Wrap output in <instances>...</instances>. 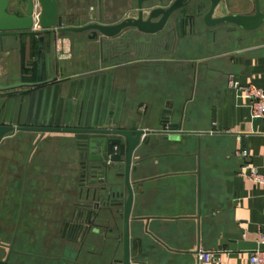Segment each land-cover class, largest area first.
Wrapping results in <instances>:
<instances>
[{"label":"crops","instance_id":"obj_1","mask_svg":"<svg viewBox=\"0 0 264 264\" xmlns=\"http://www.w3.org/2000/svg\"><path fill=\"white\" fill-rule=\"evenodd\" d=\"M131 1L98 0L96 8L94 0H58V10L65 26L92 20L111 24L136 15L137 0L134 5ZM152 1L148 8L168 6L173 0ZM207 2L192 0L177 10L165 29H174V38L148 54L112 58L99 39L90 38V31L56 28L45 39L43 80L49 81L0 90V121L6 114L8 122L14 112L16 124L21 113V125L29 109L28 124L36 110V126L62 127L70 101V126H78L81 109L83 125L96 104L97 126L104 102L102 126L107 128L120 120L122 126L140 121V103V110L151 111L144 127L153 132L135 149L130 172L132 264H197L199 246L214 253L208 264H249L257 229L264 224V185L239 174L245 160L234 153L241 136L250 154L247 162L264 169V120H251L228 88L231 75L264 88V22L254 30L230 23L209 27L203 21ZM260 2L264 10V0ZM254 11V0H221L214 16ZM38 37L22 34L0 40V85L37 81ZM164 107L172 108L175 134L159 132ZM84 137L35 131L6 135L0 144V260L121 264L123 219L117 208L101 200L111 191L122 192L123 179L110 171L105 188L80 186L77 139ZM99 197L103 206L83 243L63 235L65 224L84 210L80 206ZM96 227H101L99 232Z\"/></svg>","mask_w":264,"mask_h":264},{"label":"water","instance_id":"obj_2","mask_svg":"<svg viewBox=\"0 0 264 264\" xmlns=\"http://www.w3.org/2000/svg\"><path fill=\"white\" fill-rule=\"evenodd\" d=\"M12 0H0V40L6 36H19L22 34H39L38 37V58H37V81L22 82L11 85H0V90L11 89L24 85L36 86L44 84L43 80V58L46 34H50L57 30L59 32H84L90 31V38L99 39L101 49L110 57L118 58L121 39H134V45H151L161 50V46L167 44L174 38V29L165 31L169 19L179 9L187 6L192 0H173L168 6L147 7L149 0H137L136 15L126 17L115 23H101L92 20L86 24L65 26L63 18L59 15L58 0H37L39 7V30L33 29V13L35 8V0H27L25 15H18L9 12V5ZM210 5L203 16L204 23L209 27H214L219 24L230 23L245 30H254L260 27L264 22V10L261 7L260 0H254L255 11L252 14L229 13L223 16H214L216 8L221 3V0H209ZM112 94L110 101H112ZM73 101L67 112L65 125L60 126H41L35 125L36 110L32 114V120L28 124L29 109L25 114L23 124H20L21 113L18 114L16 124H14V112L11 113L8 122H6V114L2 116L0 124V141L6 134L13 131H35V132H71L86 135L87 137L78 138L77 144L81 152L84 153L88 160V166L93 174L92 183L103 184L102 188L106 187L108 181V173L115 172L116 177L123 179L124 190L122 192H110L108 202L111 197L116 196L117 211L123 219V257L118 260L121 264H132L130 258V235H129V220L133 205L134 192L130 179V172L133 160V153L140 144L142 137L150 132H153L144 127V120L149 119L150 110H140L144 107V103H140L136 114L141 117V120H132L128 126H122L119 121L116 127H103V112L105 102L102 104V110L99 116V121L96 126L97 104L90 117L89 112L86 113L84 123L82 122V109L79 114L78 126H70L71 109ZM111 105L108 106L105 124L110 121ZM172 108L164 107L159 116V125L164 133L175 134L178 132V124L170 121ZM90 121V122H89ZM42 117L40 118V123ZM112 123H116V113L112 118ZM99 174V179L96 177ZM98 179V180H97ZM97 190L94 192L95 197ZM70 222H67L63 229V235L67 232ZM99 232V229H95ZM10 252L13 247H9ZM0 264H12L9 257L5 260H0Z\"/></svg>","mask_w":264,"mask_h":264},{"label":"built area","instance_id":"obj_3","mask_svg":"<svg viewBox=\"0 0 264 264\" xmlns=\"http://www.w3.org/2000/svg\"><path fill=\"white\" fill-rule=\"evenodd\" d=\"M39 15V7L37 0H35L33 13L34 30H39L41 28L39 24ZM228 88L234 93L236 99H240V106L246 109L248 117L251 120H264V88L258 87L254 84H245L241 79L233 75L229 77ZM238 140L240 145L234 153L245 160V163L239 170V174L248 177L255 183L264 185V169L260 170L257 166L247 162L250 156L249 151L247 147L243 145V138L241 136H239ZM88 169L87 157L84 153H81V174L79 177V184L82 188L91 185ZM256 244L257 246L249 253V264H264V224L260 225L257 229ZM195 255L197 264H208L215 258L213 252L205 250L201 246L197 248Z\"/></svg>","mask_w":264,"mask_h":264},{"label":"flooded vegetation","instance_id":"obj_4","mask_svg":"<svg viewBox=\"0 0 264 264\" xmlns=\"http://www.w3.org/2000/svg\"><path fill=\"white\" fill-rule=\"evenodd\" d=\"M204 4L203 2H199L198 6L202 7ZM131 39H121V43H120V50L118 51V58L119 57H128L131 56L133 53H137L142 55V54H148L151 53L152 51H154V48L157 47H153L151 45H134V39L135 37L131 36ZM2 121H0L1 124ZM7 135V134H6ZM3 136V138L0 141V144L3 142L4 138L6 137ZM89 175H90V180H91V184L92 185H96L95 183H92V180L94 179L93 174L91 173L90 169H88ZM98 180V179H97ZM103 184H101L102 186ZM102 198L99 197L98 199H94L93 202L90 201V203H84V205L80 206L82 208H84V210H80V213L77 217H75V219L73 221L70 222V225L67 229V238H69L70 240L81 244L83 243V241L85 240L86 237V233L87 230L91 228L90 225H94L93 222V217H95L98 214V209L101 208L102 203L101 201L105 202L107 204V200H101ZM101 200V201H100ZM118 201V198L116 196L111 197L110 202H108L109 207L110 208H116V203ZM105 204V205H106ZM86 205V206H85ZM83 212V213H82ZM88 212L90 215L88 216V214L86 213ZM85 213L87 215H85ZM89 227V228H88ZM97 229H100L101 227H96Z\"/></svg>","mask_w":264,"mask_h":264},{"label":"rangeland","instance_id":"obj_5","mask_svg":"<svg viewBox=\"0 0 264 264\" xmlns=\"http://www.w3.org/2000/svg\"><path fill=\"white\" fill-rule=\"evenodd\" d=\"M154 1L152 0H149L147 2L146 5H149L151 3H153ZM94 5L96 8H98L99 4L98 3V0H94ZM131 5H134V1L132 0L131 2H129ZM26 4H27V0H12L10 5H9V10L10 11H14V12H20V13H24L25 12V7H26ZM210 5V2H207L206 3V6L208 7ZM124 6V4H123ZM83 9H86V6L83 7Z\"/></svg>","mask_w":264,"mask_h":264}]
</instances>
